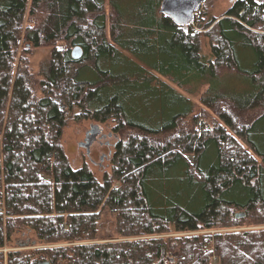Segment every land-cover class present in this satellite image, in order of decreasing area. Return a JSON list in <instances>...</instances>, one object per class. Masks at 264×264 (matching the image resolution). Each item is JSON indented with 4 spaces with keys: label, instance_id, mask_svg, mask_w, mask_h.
Segmentation results:
<instances>
[{
    "label": "trees",
    "instance_id": "trees-1",
    "mask_svg": "<svg viewBox=\"0 0 264 264\" xmlns=\"http://www.w3.org/2000/svg\"><path fill=\"white\" fill-rule=\"evenodd\" d=\"M161 2L0 0V249L24 231L41 246L0 264H264V229L190 234L264 226V0L205 23L210 59ZM21 42L52 49L41 96ZM69 115L114 123L100 181L68 162ZM104 210L117 241L96 242Z\"/></svg>",
    "mask_w": 264,
    "mask_h": 264
},
{
    "label": "rangeland",
    "instance_id": "rangeland-1",
    "mask_svg": "<svg viewBox=\"0 0 264 264\" xmlns=\"http://www.w3.org/2000/svg\"><path fill=\"white\" fill-rule=\"evenodd\" d=\"M234 0H206L203 5L202 9L197 12L194 22L192 23L191 27L194 31L200 32L199 42L201 43V52L202 56L206 59H210L211 57V44L207 37L204 35V31H202V28L204 27L205 23L211 19H215L218 17H221L226 10L229 8V6L233 3ZM200 13H204L202 16ZM57 47L61 48L64 46L62 42H59L56 44ZM52 49L51 47H39V48H28L27 45H24L22 42L19 44L18 47V55L17 58H24L28 72L32 76V89L35 90L36 96H41L40 90H39V82L42 79V71L45 69V66L48 64V59L50 56ZM169 83V82H168ZM171 86L178 89L175 85L171 84ZM179 91L183 94H186L185 92ZM201 92L203 90H200ZM195 93L193 95L186 94L190 100L193 101L196 106H198V98L199 93ZM68 122L66 123V126L63 128V133L61 136V143L64 152H66L68 162L70 163L71 167L73 168H79L83 166L84 164L87 165V167L90 169L91 173L94 174V176L100 181L102 180L103 176L105 174H109L111 169L110 164V156L108 155L109 151L111 154L113 153V144L117 141L116 135L113 132L114 123L111 121H107L104 124L98 123L95 121L90 120H82V121H76L74 120L71 115L68 116ZM98 124L102 128L101 136L97 138V140L94 142V144L90 148V154L87 155L85 149L78 147V144L83 142L85 134L90 130V125ZM109 134L111 136H109ZM106 142L109 144L106 148H104V144ZM189 160L191 161L193 158L191 156H187ZM175 189L173 187L170 189L172 192ZM100 220L97 224V235H96V242L101 243H110L117 241V234L114 230L115 226V219L114 215L108 211L104 210L100 215ZM248 229H264V226L254 227L250 224L244 223L243 225L231 228V229H213V230H201L197 232H191L190 234L195 235H202V233H209L213 234L214 232H224V231H247ZM189 234V235H190ZM179 235H184L182 233L176 234V233H169L166 235H162L161 237L167 238V236L170 237H176ZM37 248H41L39 245L38 240L36 239V236L31 231H24V232H18L16 234L11 242L7 244V247L0 249V252L3 253L5 256L8 251L11 252H27L29 253L32 250H35ZM165 257L168 258V256L165 254ZM213 261H217L216 258L213 259Z\"/></svg>",
    "mask_w": 264,
    "mask_h": 264
},
{
    "label": "water",
    "instance_id": "water-1",
    "mask_svg": "<svg viewBox=\"0 0 264 264\" xmlns=\"http://www.w3.org/2000/svg\"><path fill=\"white\" fill-rule=\"evenodd\" d=\"M206 0H162L160 4V13L166 16L168 19L170 18L176 25L179 27H183L186 29L188 26L192 24L194 21V16L197 12H199L202 8L203 3ZM81 54L80 48L74 47L72 50L73 59L79 58ZM102 128L98 124L90 125V130L85 134L83 142L78 144V147L84 148L87 155L90 154V148L97 140L98 137L101 136ZM245 216L244 213H237V218H243ZM161 251V259H169L171 258L165 257V251L163 249ZM37 264H49L46 261H39Z\"/></svg>",
    "mask_w": 264,
    "mask_h": 264
},
{
    "label": "flooded vegetation",
    "instance_id": "flooded-vegetation-1",
    "mask_svg": "<svg viewBox=\"0 0 264 264\" xmlns=\"http://www.w3.org/2000/svg\"><path fill=\"white\" fill-rule=\"evenodd\" d=\"M235 1H237V0H234L233 2H235ZM257 1L260 2V0H257ZM109 136H111V135L109 134ZM115 143H116V142H115ZM115 143L113 144L112 148L114 147ZM107 146H109V144L106 142V144H104L103 147L106 148ZM90 152H91V151H90ZM108 155L111 156V152H110V151H109Z\"/></svg>",
    "mask_w": 264,
    "mask_h": 264
}]
</instances>
